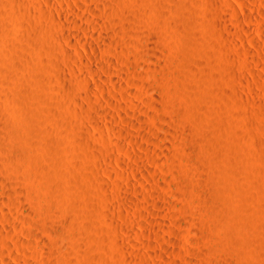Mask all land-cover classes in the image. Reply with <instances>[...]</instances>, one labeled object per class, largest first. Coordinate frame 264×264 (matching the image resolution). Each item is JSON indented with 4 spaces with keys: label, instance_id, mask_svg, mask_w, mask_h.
Segmentation results:
<instances>
[{
    "label": "rangeland",
    "instance_id": "1",
    "mask_svg": "<svg viewBox=\"0 0 264 264\" xmlns=\"http://www.w3.org/2000/svg\"><path fill=\"white\" fill-rule=\"evenodd\" d=\"M161 1L0 0V120L16 132L0 138L39 170L65 168L73 204L56 205L39 170L19 179L0 162V264H264V0ZM63 214L81 232L68 241Z\"/></svg>",
    "mask_w": 264,
    "mask_h": 264
},
{
    "label": "bare ground",
    "instance_id": "2",
    "mask_svg": "<svg viewBox=\"0 0 264 264\" xmlns=\"http://www.w3.org/2000/svg\"><path fill=\"white\" fill-rule=\"evenodd\" d=\"M46 1H47V3H49V5H51V4H55V3L51 2V0H46ZM155 1H157V0H155ZM162 1H163V0H162ZM162 1H161V2H162ZM232 1H233V0H232ZM11 2H12V0H11ZM35 2H36V1H35ZM62 2L65 3V4L67 5V4H69L70 1L68 2V0H62ZM113 2H114V1H113ZM159 2H160V1H159ZM3 3H4V2H3ZM36 3H37V2H36ZM38 3H39V2H38ZM47 3H46V4H47ZM4 4H5V3H4ZM32 4H33V3H32ZM16 5H17V4H16ZM37 5H39V4H37ZM114 5H115V4H114ZM13 6H14V5H13ZM52 6H54V5H52ZM69 6H70V4H69ZM111 6H112V5H111ZM115 6H116V5H115ZM14 7H15V6H14ZM29 7H30V6H29ZM32 7H33V6H32ZM86 7H87V6H86ZM116 7H117V6H116ZM11 8H12V7H11ZM25 8H26V7H25ZM30 8H31V7H30ZM34 8H35V7H34ZM71 8H72V7H71ZM35 9H36V8H35ZM89 9H90V8H89ZM57 10H58V8H57ZM61 10H62V9H61ZM13 11H14V10H13ZM88 11L90 12V10H88ZM115 11H116V10H115ZM11 12H12V11H11ZM59 12H60V10H59ZM59 12H58V13H59ZM91 12H92V10H91ZM94 12H95V11H94ZM24 13H25V12H24ZM49 13H50V12H49ZM63 13H64V12H63ZM113 13H114V12H113ZM15 14H16V13H15ZM15 14H14V15H15ZM18 14H20V13H18ZM18 14H17V15H18ZM21 14H22V13H21ZM28 14H30V12H29ZM38 14H39V13H38ZM51 15H52V14H51ZM60 15H61V14H60ZM94 15H95V14H94ZM155 15H156V14H155ZM0 16H1V15H0ZM20 16H21V15H20ZM30 16H31V15H30ZM48 16H49V15H48ZM156 16H157V15H156ZM16 17H17V16H16ZM49 17H50V16H49ZM17 18H18V17H17ZM20 18H21V17H20ZM20 18H19V19H20ZM19 19H18V20H19ZM32 19H33V18H32ZM35 19H37V18H35ZM66 19H67V18H66ZM235 19H236V18H235ZM33 21H34V20H33ZM73 21H74V20H73ZM80 21H81V19H80ZM83 21H84V19H83ZM85 21H86V20H85ZM75 22H76V21H75ZM73 23H74V22H73ZM79 23H80V22H79ZM81 23H82V21H81ZM81 23H80V24H81ZM83 23H84V22H83ZM87 23H88V22H87ZM37 25H39V24H37ZM37 25H36V26H37ZM40 25H41V24H40ZM95 25H97V24H95ZM74 27H76V26L74 25ZM39 28H40V27H39ZM79 28H80V26H79ZM42 29H43V28H42ZM42 29H41V30H42ZM84 29H86V28H84ZM84 29H83V30H84ZM103 29H104V27H103ZM0 30H1V29H0ZM139 30H141V29H139ZM42 31H43V30H42ZM42 31H41V32H42ZM44 31H45V30H44ZM81 31H82V30H81ZM84 31H85V30H84ZM99 31H100V30H99ZM103 31H104V30H103ZM1 32H2V31H1ZM38 32H39V31H38ZM47 32H48V30H46L45 33H47ZM136 32H137V31H136ZM136 32H135V33H136ZM61 33H62V32H61ZM67 33H68V32H67ZM67 33L64 34V36H66L65 38L68 37V34H67ZM85 33H86V31H85ZM100 33H102V32H100ZM43 34H44V33H43ZM43 34H42V35H43ZM49 34H50V33H49ZM125 34H126V33H125ZM125 34H124V35H125ZM70 35H71V33H70ZM134 35H135V34H134ZM142 35H143V34H142ZM144 35H145V34H144ZM45 36H46V34H45ZM64 36H63V37H64ZM103 36L105 37V35H103ZM103 36H102V38H103ZM125 36H126V35H125ZM131 36H132V35H131ZM127 37H128V36H127ZM142 37H143V36H142ZM0 38H2V37H0ZM69 38H70V37H69ZM100 38H101V37H100ZM133 38H134V37H133ZM39 39H40V38H39ZM45 39H46V38H45ZM144 39H147V38H144ZM0 40H1V39H0ZM138 40H140V38H139ZM41 41H42V40H41ZM80 41L82 42V44H84V46H85V48H86L87 50H91V49H92V46H91L90 43L86 42L85 40H80ZM127 41H128V40H127ZM141 41H142V40H141ZM32 42H33V41H32ZM44 42L46 43L47 40H46V41L44 40ZM145 42H146V41H145ZM152 42H153V41H152ZM127 43H128V42H127ZM131 43H132V42H131ZM148 43H149V42H148ZM34 44H35V42H34ZM43 44H44V43H43ZM108 44H109V42H108ZM128 45H129V43H128ZM72 46L75 47V45H72ZM107 46H108V45H107ZM41 47H42V46H41ZM93 47H94V46H93ZM75 48H76V47H75ZM85 48H84V49H85ZM94 48H95V47H94ZM94 48H93V49H94ZM106 48H108V47H106ZM93 49H92V50H93ZM102 49H103V48H102ZM103 50H104V49H103ZM91 52H92V51H91ZM88 53H89V51H88ZM154 56H155V55H154ZM10 57H11V56H10ZM137 57H138V56H137ZM12 58H13V57H12ZM9 60H12V59H9ZM13 60H14V59H13ZM2 61H3V60H2ZM109 61H110V60H109ZM0 62H1V61H0ZM3 62H4V61H3ZM14 62H16V61H14ZM79 62H80V63H78L79 65L82 64V63H84L83 60H81V59H80ZM103 62H104V61H103ZM7 63H8V62H7ZM101 63H102V61H101ZM3 64H4V63H3ZM10 64H11V63H10ZM10 64H9V65H10ZM85 64H86V66H85ZM85 64H83V65L85 66V69L88 68L90 72H92L93 74H95L94 70H93L92 68H90L91 66L89 67V66H87V65H88L87 63H85ZM105 64H106V63H105ZM111 64H112V62H111ZM15 65H16V64H15ZM107 65H108V64H107ZM109 65H110V62H109ZM0 66H1V65H0ZM12 66H13V65H12ZM80 66H81V65H80ZM110 66H111V65H110ZM113 66H114V65L112 64V67H113ZM187 66H188V65H187ZM2 67H3V66H2ZM2 67H1V68H2ZM5 67H6V65H5ZM14 67H15V66H14ZM81 67H82V66H81ZM83 68H84V67H83ZM114 68H115V67H114ZM185 68H186V67H185ZM2 69H3V68H2ZM12 69H13V68H12ZM14 69H16V67H15ZM125 69H126V68H125ZM4 70H5V69H4ZM4 70H2V71H4ZM17 70H18V69H17ZM2 71H0V72H1V73H0V76H1V74H2V76H3V75L5 74V72H6V70H5L4 73H3ZM103 71H104V70H102V72H103ZM104 73H105V71H104ZM106 73H107V72H106ZM111 73L113 74V72H111ZM120 73L122 74V72H120ZM120 73H119V74H120ZM5 75H6V74H5ZM5 75H4V76H5ZM8 75H9V74H8ZM96 75H97V74H96ZM103 75H104V74H103ZM16 76H17V75H16ZM18 76H19V75H18ZM40 76H42V75H40ZM43 76H44V75H43ZM109 76H110V75H109ZM6 77H7V76H6ZM12 77H13V76H12ZM20 77H21V76H20ZM36 77H37V75H36ZM44 77H45V76H44ZM52 77H53V76H52ZM107 77H108V76H107ZM38 78H39V76H38ZM121 78H122V80H124L123 77H121ZM8 79H9V78H8ZM6 80H7V79H6ZM40 80H41V79H40ZM40 80H39V81H40ZM125 80H126V79H125ZM2 81H3V77H2ZM2 81H0V83H1ZM32 81H33V80H32ZM82 81H83V80H82ZM107 81H108L109 83L113 84L114 87H115V84H117V83L115 82V80H113L111 77H110L109 79H107ZM8 82H9V81H8ZM10 82H11V81H10ZM49 82H50V81H49ZM108 82H107V83H108ZM3 83H4V82H3ZM39 83H40V82H39ZM45 84H46V83H45ZM45 84H44V85H45ZM0 85H1V84H0ZM2 85H3V84H2ZM36 85H37V84H36ZM83 85H84V84H83ZM113 85H112V86H113ZM33 86H34V85H33ZM61 86H62V85H61ZM4 87H5V86H4ZM42 87H43V86H42ZM42 87H41V88H42ZM86 87H87V89L89 88V86H86ZM116 87H117V86H116ZM0 88H1V87H0ZM10 88H12V87H10ZM99 88H100V87H99ZM2 89H3V87H2ZM47 89H48V88H47ZM47 89H46V90H47ZM59 89H61V88H59ZM68 89H69V88H68ZM91 89H92V88H91ZM100 89H101V88H100ZM38 90H39V89H38ZM51 90H52V89H51ZM51 90H50V91H51ZM63 90H64V89H63ZM7 91L9 92L10 90H7ZM40 91H41V90H40ZM50 91H49V92H50ZM53 91H54V90H53ZM85 91H86V90H85ZM100 91H101V90H100ZM2 92H3V91H2ZM4 92H5V91H4ZM33 92H34V91H33ZM49 92H48V93H49ZM65 92H66V91H65ZM70 92H71V91H70ZM87 92H88V91H87ZM90 92H91V91H90ZM34 93H35V92H34ZM50 93H51V92H50ZM55 93H56V91H55ZM2 94H5V93H2ZM41 94H42V93H41ZM52 94H54V93H52ZM56 94H58V92H57ZM56 94H55V97H56ZM70 94H71V93H70ZM34 95H35V94H34ZM49 95H50V94H49ZM8 96H9V95H7V97H8ZM51 96H53V95H51ZM51 96H50V97L48 96V97L51 98ZM70 96H71V95H70ZM72 96H73V95H72ZM72 96H71V97H72ZM78 96H79V95H78ZM0 97H1V96H0ZM5 97H6V96H5ZM5 97H3V98H5ZM10 97H11V96H10ZM39 97H40V94H39ZM55 97L53 98L54 100H55ZM66 97H67V96H66ZM66 97H65V98H66ZM80 97H81V96H80ZM170 97H171V96H170ZM57 98H58V96H57ZM68 98H70V97H67V99H68ZM10 99H11V98H10ZM33 99H34V97H33ZM37 99H38V98L36 97V100H37ZM75 99H76V98H75ZM80 99H82V97H81ZM25 100H27V99H25ZM31 100H32V99H31ZM31 100H30V101H31ZM65 100H66V99H65ZM9 101H10V100H9ZM27 101L29 102V100H27ZM37 101H38V100H37ZM39 101L41 102V100H39ZM60 101H61V100H60ZM68 101H69V100H68ZM73 101H75V100H73ZM79 101H80V100H79ZM97 101H98V100H97ZM147 101H148V100H147ZM151 101H152V100H151ZM151 101H150V103H151ZM160 101H161V100H160ZM168 101H170V100H168ZM40 102H39L38 104H40ZM42 102H43V101H42ZM42 102H41V103H42ZM58 102H59V101H58ZM58 102H57V103H58ZM66 102H67V101H66ZM69 102H70V101H69ZM98 102H99V101H98ZM173 102H174V101H173ZM29 103H30V102H29ZM36 103H37V102H36ZM36 103H35V104H36ZM54 103H55V101H54ZM72 103L75 104L76 102H72ZM82 103H83V102H82ZM145 103H146V101H145ZM174 103H175V102H174ZM8 104H9V103H8ZM32 104H33V103H32ZM49 104H50V102H49ZM74 104H73V105H69V106H74ZM77 104H78V103H77ZM79 104H80V103H79ZM157 104H158V103H157ZM172 104H173V103H172ZM36 105H37V104H36ZM40 105H41V104H40ZM55 105H57V104H55ZM143 105H145V104H143ZM148 105H149V104H148ZM9 106H10V105H9ZM58 106H61V105L59 104ZM58 106H57V108H58ZM168 106H169V105H168ZM45 107H46V106H45ZM75 107H77V106H75ZM80 107H81V105H80ZM80 107H78L79 110L81 109ZM149 107H151V106H149ZM47 108H48V107H47ZM50 108H51V106H50ZM57 108H56V109H57ZM61 108L64 109V105H63V107L61 106ZM69 108H70V107H69ZM168 108H169V107H168ZM175 108H176V107H175ZM188 108H189V107H188ZM45 109H46V108H45ZM48 109H49V108H48ZM59 109H60V108H59ZM66 109H68V108H66ZM148 109H149V108H148ZM172 109H174V108H172ZM61 110H62V109H61ZM61 110H60V111H61ZM81 110H82V109H81ZM169 110H170V109H169ZM42 111H43V110H42ZM46 111H48V110H46ZM52 111H53V109H52ZM52 111H51V113H52ZM67 111H68V110H67ZM166 111H167V110H166ZM166 111H165V112H166ZM174 111H175V110H174ZM177 111H178V110H177ZM179 111H181V110H179ZM33 112H34V111H33ZM62 112H63V111H62ZM65 112H66V111H65ZM68 112L70 113V111H68ZM141 112H142V110H141ZM143 112H144V111H143ZM168 112H169V111H168ZM175 112H176V111H175ZM188 112H189V111H188ZM44 113H45V112H44ZM47 113H49V112H47ZM74 113H75V112H74ZM76 113H77V112H76ZM76 113H75V114H76ZM179 113H180V112H179ZM179 113H178V114H179ZM22 114H23V113H22ZM24 114H25V113H24ZM54 114H55V113H54ZM59 114H60V112H59ZM61 114H63V113H61ZM78 114H79V113H78ZM143 114H144V113H143ZM174 114H175V113H174ZM0 115H1V114H0ZM31 115H32V114H31ZM35 115H36V113H35ZM39 115H40V114H39ZM48 115H49V114H48ZM52 115H53V113L51 114V116H52ZM55 115H56V114H55ZM64 115H65V114H64ZM80 115H81V114H80ZM80 115H78V116H80ZM165 115H166V117H167V114H165ZM169 115H170V114H168V117H169ZM172 115H173V114H172ZM4 116H5V114H4ZM16 116H17V115H16ZM16 116H14L13 118L11 117V118L14 120V118H16ZM29 116H30V115H29ZM33 116H34V115H33ZM37 116H38V113H37ZM37 116H35V118H36ZM44 116H47V115H44ZM59 116H60V115H59ZM70 116H71V115H70ZM73 116H74V115H73ZM17 117H18V116H17ZM22 117H23V116H22ZM40 117H41V116H40ZM55 117H56V116H54L53 118H55ZM76 117H77V116H76ZM182 117H184V115H182ZM196 117H197V116H196ZM4 118H5V117H4ZM18 118H19V117H18ZM26 118H27V117H26ZM37 118H38V117H37ZM42 118H43V116H42ZM45 118H46V117H45ZM48 118H51V117H48ZM48 118H46V119H48ZM189 118H190V117H189ZM8 119H9V118H8ZM12 119H11V120H12ZM40 119H41V118H40ZM83 119H84V118H83ZM83 119H81V121H82ZM34 120H35V119H34ZM38 120H39V119H38ZM44 120H45V119H44ZM48 120H51V119H48ZM183 120H184V119H183ZM185 120H186V119H185ZM187 120H188V119H187ZM187 120H186V121H187ZM191 120H192V119H191ZM194 120H195V119H194ZM1 121H2V122H1ZM52 121H54V119H53ZM52 121H51V123H53ZM56 121H57V120H56ZM75 121H77V120H75ZM84 121H85V119H84ZM109 121H110V120H109ZM176 121H177V120H176ZM180 121H181V120H180ZM180 121H179V123L181 124ZM0 122H1L0 125L2 126V130H3L4 133L7 134V136H11L12 134H13L12 136H15V135H16V132L10 127V125H8L7 123H5L3 120H0ZM7 122H8V121H7ZM32 122H33V121H32ZM36 122H37V121H36ZM48 122H49V121H48ZM79 122H80V120H79ZM188 122H190V121H188ZM54 123H55V121H54ZM82 123H83V122H82ZM110 123H111V121H110ZM16 124H17V123H16ZM74 124H75V123H74ZM76 124H77V123H76ZM80 124H81V123H80ZM33 125H34V124H33ZM35 125H36V124H35ZM37 125H38V124H37ZM28 126H29V125H28ZM28 126H25V125H24V127H25L24 129H25V130H24V131L22 130V131L24 132V134H28V133H29V135H31V137H33L32 135H34V136L39 137L40 140H41V138L44 140V138H43V134L45 133V131H43L44 133H43V132H41V133L39 132V133H40V134H39L38 132H36V131H34V130L32 129V127H31L32 125L30 126L31 129H30V127H28ZM58 126H59V124H58ZM26 127H27V128H26ZM60 127H61V126H60ZM75 127H76V126H75ZM20 128H21V127H20ZM36 128H37V127H36ZM180 128H181V126H180ZM180 128H179V129H180ZM186 128H188V127H186ZM190 128H191V127H190ZM21 129H23V128H21ZM181 129H182V128H181ZM42 130H43V129H42ZM190 130H192V129H190ZM18 131H19V130H18ZM38 131H39V130H38ZM64 131H66V130H64ZM71 131H73V130H71ZM71 131H70V132H71ZM74 131H76V130L74 129ZM74 131L71 132V134L74 133ZM177 131H178V130H177ZM179 131H181V130H179ZM179 131H178V133H179ZM183 131H184V130H183ZM192 131H193V130H192ZM196 131H197V130H196ZM23 132H22V133L20 132L19 134H22V135H23ZM62 132H63V131H62ZM201 132H202V131H201ZM64 133H65V132H64ZM180 133H181V132H180ZM192 133H193V132H192ZM8 134H9V135H8ZM59 134H61V133H59ZM74 134H77V133H74ZM194 134H195V133H194ZM203 134H204V133H203ZM45 135H46V134H45ZM57 135H58V134H57ZM67 135H68V134H67ZM178 135H179V134H178ZM185 135H186V134H185ZM190 135H191V134H190ZM198 135H200V134H198ZM205 135H207V133H206ZM24 136H25V135H24ZM24 136H23V137H24ZM48 136H49V135H48ZM58 136H59V135H58ZM64 136H65V135H64ZM192 136H193V135H192ZM200 136L202 137V135H200ZM26 137H28V136H26ZM29 137H30V136H29ZM37 137H35V138L37 139ZM78 137H79V135H78ZM182 137H183V136H182ZM10 138H11V137H10ZM18 138H19V137H18ZM208 138H209V137H208ZM2 139H3V138H2ZM7 139H8V138H7ZM20 139H21V138H20ZM33 139H34V138H33ZM72 139H73V138H72ZM75 139H77V137H76ZM113 139H114V138H113ZM204 139H205V138H204ZM206 139H207V138H206ZM12 140H13V139H12ZM25 140H26V139H25ZM29 140H30V139H29ZM29 140H28V141H29ZM37 140H39V139H37ZM43 140H42V141H43ZM45 140H46V138H45ZM77 140H78V139H77ZM114 140H115V139H114ZM177 140H178V139H177ZM191 140H192V139H191ZM193 140H194V137H193ZM213 140H214V139H213ZM22 141H23V140H22ZM33 141H34V140H33ZM46 141H48V144H49V140H46ZM179 141H180V140H179ZM181 141H182V140H181ZM198 141H200V140H198ZM201 141H202V140H201ZM4 142H5V141H4ZM13 142H14V141H13ZM23 142H25V141H23ZM29 142H31V141H29ZM34 142H35V141H34ZM36 142H37V141H36ZM77 142H78V141H77ZM77 142H76V143H77ZM37 143H38V142H37ZM42 143H43V142H42ZM50 143H51V142H50ZM199 143H201V142H199ZM4 144H5V143H3V141H2L1 138H0V162H3L4 160L8 161L7 159H12V160H14V161H15V163H14L15 166L12 165L13 167H11V169H10V170H12V172L14 173L13 175H17V177H19V179H20V176H21V175H22V176L25 175L24 177L26 178V177H30V175H34L35 172H37V171L39 170V166H38V164H37V160H38V162H40L41 159L39 160V159H37V157L35 156L36 159H37V160H35V159H34V156H32V154L29 152V150H27L26 148H23V149L18 148V147H16V145H15L14 147H13V146H11V147H10V146L7 147V145H6L7 143L5 144L6 146H5ZM15 144H16V143H15ZM35 144H36V143H35ZM38 144H40V142H39ZM38 144H37V146H38ZM196 144H197V143H196ZM204 144L206 145V142H205ZM207 144H208V143H207ZM215 144H216V143H215ZM215 144H214V145H215ZM33 145H34V144H33ZM200 145H201V144H200ZM209 145H210V144H209ZM21 146H22V145H21ZM31 146H32V144H31ZM44 146H45V144H44ZM44 146H43V148H44ZM189 146H190V145H189ZM189 146H188V147H189ZM215 146H216V145H215ZM38 147H39V146H38ZM205 147H206V146H205ZM207 147H208V146H207ZM207 147H206V148H207ZM211 147H212V145H211ZM41 148H42V147H41ZM49 148H52V147H49ZM53 148H54V147H53ZM53 148H52V150H53ZM118 148H121V145H120ZM189 148H190V147H189ZM191 148H192V147H191ZM194 148H195V147H194ZM197 148H198V147H197ZM35 149H36V147H35ZM47 149H48V148H47ZM31 150L33 151V149H31ZM31 150H30V151H31ZM40 150H41V149H40ZM43 150H44V149H43ZM43 150H42V151H43ZM48 150H49V149H48ZM48 150H44V151L46 152V151H48ZM50 150H51V149H50ZM50 150H49V151H50ZM121 150H122V149H121ZM192 150H193V149H192ZM192 150H191V151H192ZM200 150L202 151V150H204V149H200ZM209 150H210V149H209ZM35 151H36V150H35ZM196 151H197V149H196ZM33 152H34V151H33ZM39 152H40V151H39ZM192 152H193V151H192ZM206 152H207V151H206ZM52 153H53V151H52ZM200 153H201V152H200ZM30 154H31V155H30ZM34 154H35V153H33V155H34ZM42 154H43V153H42ZM46 154H48V153H46ZM188 154H190V153H188ZM35 155H36V154H35ZM206 155H207V154H206ZM31 156H32L33 158H32ZM53 156H54V154H53ZM189 156H190V155H189ZM192 156H194V155H192ZM201 156H202V155H201ZM41 157H42V156H41ZM43 157H44V156H43ZM43 157H42V159H43ZM185 157H186V156H185ZM190 157H191V156H190ZM194 157H195V156H194ZM204 157H205V155H204ZM44 158H47V157L45 156ZM48 158H49V157H48ZM49 159H50V158H49ZM49 159H48V160H49ZM52 159H53V158H52ZM52 159H51V160H52ZM198 159H199V158H198ZM44 160H46V159H44ZM205 161H206V159H205ZM205 161H204V162H205ZM47 162H48V161H47ZM47 162H46V163H47ZM49 162H50V161H49ZM5 163H6V162H5ZM10 163H13V162L11 161ZM41 163H42V162H41ZM41 163H39V164H41ZM116 163H119L120 166L123 165V163L121 164V162H116ZM2 164H3V163H2ZM6 164H7V163H6ZM42 164H43V163H42ZM44 164H45V163H44ZM57 164H58V162H57ZM10 165H11V164H10ZM45 165H46V164H45ZM47 165H48V164H47ZM52 165H53V164H52ZM61 165H62V164H61ZM119 165H118V166H119ZM8 166H9V165H8ZM41 167H42V166H41ZM45 167H46V166H45ZM48 167H49V166H48ZM56 167H57V166L53 167V169L51 168L52 170L50 169V171H48V170L45 171V170H44L45 168H44V169L41 168V169L39 170V173L37 172V174H39V175H36V174H35V176H38V177L40 176L39 178H42V179H40V181H41L40 183H42V180H44V181H43V182H44L43 185L46 184V187L48 186V183H49V185L52 183V185L49 186V187H51V188H50V189H49V187L47 188V189L50 190V191H49V192H50L49 195L51 196L50 198L53 199L54 202L56 201V202L60 203L61 205L64 204L63 206H65L66 204H69V202H70L69 199H70V198H68L69 196H68L67 198H65V197L63 198V194H64V193L60 196L59 191L62 190V189H61V188H62V187H61V183H63V179H64V177H65L66 175H68L69 172L66 174L67 171L64 170L65 168L62 169V168H56ZM72 167H73V166H72ZM74 167H75V166H74ZM4 168H6V167H4ZM46 168H47V167H46ZM67 168H69V167H67ZM1 169H2V171H3V168H1ZM120 169H121V167H120ZM6 170H7V169H6ZM68 170H69V169H68ZM73 170H74V169H73ZM73 170H72V171H73ZM106 170H107V169H106ZM47 171H48V172H47ZM46 172H47V173H46ZM73 172H74V171H73ZM107 172L110 173V171H107ZM33 173H34V174H33ZM70 173H71V172H70ZM81 173H82V172H81ZM81 173H80V174H81ZM95 173H96V172H95ZM40 174H41V175H40ZM74 174H76V173H74ZM86 174H88V172H87ZM86 174H85V175H86ZM90 174H91V173H90ZM70 175H71V174H70ZM76 175H77V174H76ZM88 175H89V174H88ZM93 175H94V174H93ZM0 176H1V175H0ZM8 176H9V175H8ZM41 176H42V177H41ZM78 176H79V175H78ZM123 176H124V175H123ZM66 177H67V176H66ZM66 177H65V179H66ZM69 177H70V176H69ZM75 177H76V176H75ZM35 178H37V177H35ZM39 178H38V179H39ZM83 178H84V177H83ZM83 178H82V179H83ZM86 178H88V177H86ZM10 179H11V178H10ZM15 179H17V178H15ZM38 179H37V180H38ZM65 179H64V182H65ZM67 179H68V178H67ZM69 179L71 180V178H69ZM69 179H68V181H70ZM126 179H127V178H126ZM17 180H18V179H17ZM17 180H16V181H17ZM37 180L34 181V179H33V181L36 182V183H37ZM80 180H81V179H80ZM80 180H79V181H80ZM13 181H14V180H13ZM33 181H32V179H31V188H32V189H34V190L37 189V190H38V189L43 188V185H42V184L37 185L36 183H34V184H36V185L34 186ZM66 181H67V180H66ZM68 181H67V182H68ZM74 181H76V180H74ZM85 181H87V179H86ZM82 182H84V179H83ZM101 182H103V181H101ZM14 183H15V181H14ZM71 183H72V181H71ZM73 183H74V182H73ZM76 183H77V182H76ZM87 183H88V182H87ZM89 183H90V182H89ZM95 183H96V182H95ZM95 183H94V186H95ZM103 183H104V185H105V182H103ZM66 184H67V183H66ZM85 184H86V183H85ZM101 184H102V183H101ZM101 184H98V186L101 185ZM63 185H64V184H63ZM63 185H62V186H63ZM87 185L89 186V184H87ZM87 185H86V186H87ZM52 186H53V187H52ZM72 186H73V185H72ZM92 186H93V185H92ZM96 186H97V185H96ZM101 186H102V185H101ZM29 187H30V186H29ZM46 187H44V189H45ZM25 188H26V187H25ZM31 188H30V189L28 188L26 191H29V190H30L31 197H32V196H33L32 194H33V193H37V192H36V190L33 191ZM59 188H60L61 190H59ZM67 188H68V187H67ZM67 188H66V189H67ZM88 188H90V189H94L93 187H88ZM78 189H79V188H78ZM99 189H101V188L99 187ZM73 190H74V192H72V193L74 194V193H75V189H73ZM76 190H77V189H76ZM97 190H98V189H97ZM105 190H106V189H105ZM134 190H135V189H134ZM44 191H45V190H44ZM47 191H48V190H47ZM78 191H79V190H78ZM78 191H77V192H78ZM82 191H84V190L82 189ZM86 191H90V190L88 189V190H86ZM92 191H93V190H92ZM94 191H95V189H94ZM103 191H104V188H103ZM5 192H6V191H5ZM45 192H46V191H45ZM61 192H64V191H61ZM46 193H48V192H46ZM80 193H82V192L80 191ZM4 194L7 195L8 193H7V194L4 193ZM13 194H14V193H13ZM15 194H16V193H15ZM22 194H24V193H22ZM40 194H42V193H40ZM43 194H44V193H43ZM73 194H72V195H73ZM101 194H102V193H101ZM9 195L11 196V193H9L8 196H9ZM18 195H19V194H18ZM28 195H29V194H28ZM36 195H37V194H35V197H36ZM67 195H68V194H67ZM81 195H82V194H81ZM10 196H9V197H10ZM29 196H30V195H29ZM65 196H66V195H65ZM74 196H75V195H74ZM79 196H80V195H79ZM11 197L13 198V196H11ZM101 197H102V196H101ZM175 197H176V196H175ZM21 198H23V195H22ZM29 198H30V197H29ZM48 198H49V197H48ZM50 198H49V199H50ZM72 198H73V197H72ZM76 198H77V197H76ZM76 198H75V199H76ZM78 198H79V197H78ZM82 198H84V197H82ZM13 199H14V198H13ZM15 199H18V197H17V198L15 197ZM15 199H14V200H15ZM19 199H20V198H19ZM19 199H18V200H19ZM41 199H42V198H41ZM45 199H46V198H45ZM75 199H74V200H75ZM198 199H200V198H198ZM204 199H206V198H204ZM204 199H203V200H204ZM8 200H12V199H8ZM30 200H31V199H30ZM46 200H48V199H46ZM77 200H78V199H77ZM19 201H21V200H19ZM19 201H17V202H19ZM49 201H50V200H49ZM72 201H73V200H72ZM72 201H71V202H72ZM87 201H89V200L87 199L86 202H87ZM198 201H199V200H198ZM200 201H201V200H200ZM8 202H9V201H8ZM11 202H12V201H11ZM11 202H10V203H11ZM51 202H52V201H51ZM51 202H50V203H51ZM56 202H55V204H56ZM76 202H77V201H76ZM89 202H90V201H89ZM1 203H2V201H1ZM46 203H47V202H46ZM46 203H44V204H46ZM77 203H78V202H77ZM90 203H91V202H90ZM199 203H200V202H199ZM3 204H4V203H3ZM3 204H2V205H3ZM5 204H6V203H5ZM13 204H14V203H13ZM70 204H72V203H70ZM70 204L68 205V207L71 206ZM87 204H88V203H87ZM191 204H192V203H191ZM197 204H198V203H197ZM201 204H202V203H201ZM9 205H10V204H9ZM11 205H12V203H11ZM14 205H15V204H14ZM18 205H19V203H18ZM35 205H36V204H35ZM40 205H41V203L39 204V206H40ZM49 205H50V204H49ZM49 205H48V206H49ZM56 205H57V204H56ZM58 205H59V204H58ZM72 205H73V204H72ZM74 205H75V204H74ZM80 205H81V204H80ZM83 205H84V204H83ZM91 205H92V204H91ZM94 205H95V204H94ZM186 205H187V204H186ZM194 205H196V204L194 203ZM199 205H200V204H199ZM15 206H16V205H15ZM50 206H51V205H50ZM53 206H54V205H53ZM66 206H67V205H66ZM75 206H76V205H75ZM89 206H90V205H89ZM25 207H26V206H25ZM25 207H24V208H25ZM44 207H45V206H44ZM58 207H59V206H58ZM78 207H79V206H78ZM93 207H94V206H93ZM203 207H204V206H203ZM46 208H47V207H46ZM60 208H62V207H60ZM74 208H75V207H74ZM91 208H92V207H91ZM94 208H95V207H94ZM47 209H48V208H47ZM52 209H53V208H52ZM206 209H207V207L205 208V210H206ZM2 210H5V209L2 208ZM9 210H10V209H9ZM20 210H21V209H19L18 211H20ZM26 210H28V209H26ZM48 210H49V209H48ZM53 210H54V209H53ZM63 210H64V209H63ZM63 210H62V211H63ZM73 210H74V209H73ZM73 210H71V211L68 210V211H69L68 214H70V212H73ZM76 210H77V209H76ZM89 210H90V209H89ZM92 210H93V209H92ZM95 210H98V209H95ZM43 211H44V210H43ZM45 211H46V210H45ZM55 211H57V210H55ZM62 211L60 212V210H59L60 213H63ZM79 211H80V210H79ZM8 212H9V213H8ZM8 212L5 211L4 214L8 213L7 215H8V217H10V212H11V211H8ZM20 212H21V211H20ZM46 212H47V211H46ZM46 212H44L43 214L45 215ZM64 212L66 213L67 210L64 211ZM83 212H84V211H83ZM88 212H89V211H88ZM88 212H87V213H88ZM94 212H95V211H94ZM98 212H99V211H98ZM205 212H206V211H205ZM14 213H15V212H14ZM21 213H22V212H21ZM31 213H32V212H31ZM60 213H59V214H60ZM91 213H92V212H91ZM95 213L97 214V212H95ZM95 213H94V215H95ZM15 214H17V213H15ZM22 214H23V213H22ZM24 214H25V215H29V213L26 214L25 212H24ZM39 214H40V213H39ZM52 214H53V213H52ZM68 214H67V215H66V214H63V215H66V217H67V216L69 217ZM73 214H74V213H71V214H70L71 216H70L69 218L73 219V222H74L78 217L76 218V215H73ZM85 214H86V213H84V215H85ZM98 214H99V213H98ZM60 215H61V214H60ZM72 215H73V216H72ZM88 215L90 216V214H88ZM91 215H93V214H91ZM20 216H21V214H20ZM30 216H31V215H30ZM51 216H52V215H51ZM61 216H62V215H61ZM27 217H29V216H27ZM54 217H55V216H54ZM66 217H65V218H66ZM68 217H67V219H63V218L61 217V220H59V222H56V223H59L58 225H60V226H57V224H56V226H55V223L52 224V222H51L52 225L50 224L51 226H53V225L55 226V229H56V235H58L57 237H60V236L63 237V236H64L63 238H66L65 240H67L68 237L71 238V236L74 235V232H79V231H76V230H77V229L75 228L76 226L74 227V223H75V222H74V223H73L72 221L69 222V221H68ZM93 217H94V216H93ZM20 218H21V217H20ZM30 218H31V217H30ZM40 218H41V216H40ZM74 218H75V220H74ZM27 219H28V218H27ZM27 219H26V220H27ZM54 219H55V218H54ZM59 219H60V218H59ZM62 219H63V221H62ZM81 219H82V218H81ZM66 220H67V221H66ZM87 220H89L88 217H87ZM91 220H92V219H91ZM7 221H9V220H7ZM7 221H6V222H7ZM10 221H11V220H10ZM60 221H61L62 223H60ZM24 222H25V221H24ZM26 222H27V221H26ZM66 222H68V223H66ZM79 222H80V219H79ZM93 222H94V221H93ZM19 223H22V222H19ZM38 223H40V222H38ZM77 223H78V222H77ZM85 223H86V222H83V224H85ZM87 223H89V222L87 221ZM26 224H27V223H26ZM75 224H76V223H75ZM12 225L14 226V224H12ZM23 225H24V224H23ZM80 225H81V224H80ZM85 225H86V224H85ZM13 226H11V227H13ZM15 226H16V225H15ZM35 226H36V225H35ZM82 226H83V225H82ZM89 226H90V225H89ZM17 227H18V226H17ZM17 227H15V228H17ZM15 228H14V231H15ZM77 228H78V226H77ZM81 228H82V227H81ZM88 228H89V227H88ZM53 229H54V228H53ZM85 229H86V228H85ZM16 230H17V229H16ZM79 230H81V229H79ZM21 231H22V230H21ZM54 231H55V230H54ZM85 231H86V230H85ZM87 231H89V230H87ZM82 232H83V231H82ZM93 232H94V231H93ZM79 233H81V232H79ZM79 233H78V235H79ZM174 233H175V232H174ZM49 234H50V232H49ZM51 234H52V233H51ZM53 234L55 235V233H53ZM83 234H84V232H83ZM56 235H55V236H56ZM86 235H87V233H86ZM94 235H96V234H94ZM179 235L185 237L186 234H185V232H184L183 230H180V231H179ZM74 236H77V235L75 234ZM92 237H93V234H92ZM89 238H90V236H89ZM83 239H84V238H83ZM87 239H88V237H87ZM97 239H98V238H97ZM99 239H100V238H99ZM68 240H70V239L68 238ZM68 240H67V241H68ZM71 240H72V239H71ZM80 240H81V239H80ZM94 240H95V239H94ZM106 240H107V239H106ZM108 240H110V239H108ZM108 240H107V241H108ZM63 241H64V240H63ZM81 241H82V240H81ZM53 242H54V240H53ZM87 242H88V241H86L85 243H87ZM47 243H48V242H47ZM95 243L97 244V242H95ZM102 243H103V242H102ZM48 244H53V243H50V242H49ZM70 244H71V243H70ZM88 244H90V243H88ZM93 244H94V243H93ZM96 244H95V245H96ZM91 245H92V242H91ZM45 246H46V245H45ZM105 246H106V245H105ZM89 247H90V246H89ZM91 247H93V245H92ZM101 247H102V246H101ZM108 247H109V246H108ZM95 248H96V246H95ZM56 249H57V248H56ZM91 249H92V248H91ZM211 249H212V248H211ZM47 250H48V249H47ZM51 250H52V249H51ZM92 250H93V249H92ZM98 250H99V249H98ZM53 251H54V250H53ZM68 251H69V250H68ZM99 251H100V250H99ZM100 252H101V251H100ZM55 253H56V252H55ZM64 253H65V252H64ZM95 254H97V252H96ZM63 255H66V253L63 254ZM63 255H62V256H63ZM93 255H94V254H93ZM67 256H68V255H67ZM188 256H189V255H188ZM99 257H100V256H99ZM96 258H97V257H96ZM62 259H63V258H62ZM94 259H95V258H94ZM99 259H100V258H99ZM218 259H219V258H218ZM220 259H221V258H220ZM60 260H61V259H60ZM65 260H66V259H65ZM65 260H63L62 263H63ZM212 260H213V259H212ZM215 260H216V259H215ZM66 261H67V260H66ZM69 261H70V260H69ZM69 261H68V263H69ZM95 261H96V260H95ZM55 262H56V261H55ZM58 262H59V261H58ZM213 262H214V260H213ZM60 263H61V262H60ZM62 263H61V264H62ZM71 263H72V262H71ZM99 263H100V262H99ZM53 264H54V262H53ZM58 264H59V263H58ZM225 264H226V263H225Z\"/></svg>",
    "mask_w": 264,
    "mask_h": 264
}]
</instances>
